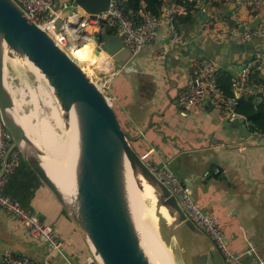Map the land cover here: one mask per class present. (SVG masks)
Returning <instances> with one entry per match:
<instances>
[{
    "label": "crops",
    "instance_id": "obj_1",
    "mask_svg": "<svg viewBox=\"0 0 264 264\" xmlns=\"http://www.w3.org/2000/svg\"><path fill=\"white\" fill-rule=\"evenodd\" d=\"M153 1L162 5V11L178 10L177 18L186 14L181 0L173 7L171 0ZM68 2L57 0L56 5ZM196 6L199 11L191 14L194 22L190 26H175L179 42H170L167 27L161 25L152 44L125 64L109 63V70L102 72L119 122L140 152H149L154 168L167 166L190 188L195 204L220 223L233 256L242 264H264V138L250 134L244 119L222 117L206 97L191 112L177 105L198 58L210 61L216 74L237 77L244 63L261 53L263 38L240 43L233 28L238 24L263 28L264 13L237 8L230 0H199ZM71 12L66 9L64 15ZM249 89V98L255 100L264 93V71L256 73ZM18 169L21 176L16 178L15 172L10 176L5 194L52 226L74 261L85 264L90 250L74 223L49 190L29 176L23 162ZM182 238L193 244L188 232L183 231ZM202 243L199 251L207 256V264H225L210 240ZM8 250L37 261L46 258L44 248L31 244L15 220L0 210V263ZM51 262L65 264L59 258Z\"/></svg>",
    "mask_w": 264,
    "mask_h": 264
},
{
    "label": "water",
    "instance_id": "obj_2",
    "mask_svg": "<svg viewBox=\"0 0 264 264\" xmlns=\"http://www.w3.org/2000/svg\"><path fill=\"white\" fill-rule=\"evenodd\" d=\"M73 4L94 19L106 11L109 0H74ZM92 42L113 66L125 64L132 57L118 33L98 30ZM15 60L24 61L39 76L58 101L64 120L67 116L61 104L69 117L74 139L71 200L64 197L40 166L36 155L42 153L36 152L29 134L9 112V100L13 99L6 69L7 63H16ZM0 116L12 138V149L20 153L74 223L97 264H154L140 241L131 213L123 175L126 161L134 177L139 176L143 186L154 191L156 208L167 214L171 239L186 254L184 264H207V256L199 248L210 239L186 216L171 191L132 149L114 108L80 65L34 24L14 0H0ZM138 185L142 189V184ZM183 231L192 235L193 244L184 241Z\"/></svg>",
    "mask_w": 264,
    "mask_h": 264
},
{
    "label": "built area",
    "instance_id": "obj_3",
    "mask_svg": "<svg viewBox=\"0 0 264 264\" xmlns=\"http://www.w3.org/2000/svg\"><path fill=\"white\" fill-rule=\"evenodd\" d=\"M24 11L25 15L39 28L44 30L54 41V43L71 53V48L75 43L71 42L68 33V22L76 16L73 24H78L81 29L93 32L98 30H108L114 28L119 34L123 45L132 55L138 53L145 46L152 44L155 32L161 25L167 27L170 42H179V36L175 27V19L180 14L175 9H165L159 17L147 12L142 20L135 24L124 12L123 0H109L106 11L96 15L94 19L86 14L79 7H75L74 0L56 5L57 0H14ZM237 8H244L250 12L264 13V0H230ZM72 9L71 15L64 16V10ZM66 18V22H60ZM233 31L239 38L240 43H245L253 38L264 39V27L252 29L246 24H238ZM77 46V45H76ZM161 52V51H160ZM72 57V55L70 54ZM72 59L77 62L73 57ZM78 63V62H77ZM82 68V67H81ZM83 70V69H82ZM264 71V45L261 53L250 57L243 65L240 75L233 77L231 88L232 97H227L218 88L216 74L210 61L205 58H198L191 67V81L179 94L177 98L178 107L184 112L193 111L206 97L210 104L219 110V113L227 120H237L241 118L236 112L238 100L249 98L250 76ZM88 78L105 96L110 106H113L114 98L109 93V86L106 76L100 74L89 75ZM243 120V118H242ZM264 138V133L255 134ZM13 142L6 131L0 116V210L15 220L21 233L34 246L43 247L46 258L37 261L26 256H21L10 251L2 254L0 264H52L51 259L59 258L65 264H78L67 252L66 244L58 237L54 228L42 223L35 216L25 211L19 203L5 194V187L10 176L19 168L22 158L17 150H13ZM149 152L141 156V160L150 168L157 178L171 191L179 206L193 224L203 232L215 245L225 264H242L239 259L233 256L227 248L226 238L220 223L207 215L194 202L190 188L182 183L167 166L154 168L149 162ZM85 264H97L92 256L86 258Z\"/></svg>",
    "mask_w": 264,
    "mask_h": 264
},
{
    "label": "rangeland",
    "instance_id": "obj_4",
    "mask_svg": "<svg viewBox=\"0 0 264 264\" xmlns=\"http://www.w3.org/2000/svg\"><path fill=\"white\" fill-rule=\"evenodd\" d=\"M70 15L71 13H68L66 14V16L65 15L64 16L68 17ZM65 17L60 22V25H63L66 22ZM68 22L71 25V26H68L69 27L68 33L71 36L72 43H75L77 46L78 45L80 46L83 43H85L87 40L92 41V36L94 35L93 31H90L87 29H84V30L81 29L77 23L76 24L72 23L73 19L72 20L69 19ZM93 47H94L95 55H99L98 50L95 49L94 44H93ZM15 62L16 63L14 62L7 63L6 78H7L8 87H9L10 94H11L13 101L16 104L19 103L17 104V107H19L21 104V106L19 107L21 110L17 108V114L18 116H21V117L23 115L25 116L28 115V117H31L30 123L31 125H33L32 127L36 134L35 136L33 134H29V137L34 142L36 152L46 153L48 155H51L50 154L51 149H56L55 147L58 144L62 143L65 133H67L65 124H64L65 120L61 112L60 105L58 101L54 98L52 93L49 91L47 86L44 84V82L41 81L39 76L24 61L15 60ZM80 67H82L83 71H85L86 73L88 74L90 73L89 75L91 74L93 75L94 73L95 75L100 74L101 76H103L104 73L102 71L109 70V68L107 70H95V71L93 70V73H92V67L90 68L88 64H83ZM49 98L51 99L49 100ZM50 104L53 106H51ZM51 112L53 113L56 112V113L53 114ZM33 114L35 116H33ZM57 122H60V123L58 124ZM45 137L47 138L45 139ZM41 138H43L42 141H41ZM51 138L53 139L55 138L53 143H49V141L51 142L53 140V139L51 140ZM42 143L43 145H40ZM22 162H23V167H25V170L28 172L29 176H31L33 180H37L38 182H40L42 186H44L41 183V181L37 179L34 173L28 168L27 164L24 161ZM18 170L19 169H17L14 173L16 178H19L21 176ZM10 188H11V185H10ZM139 192L141 194V203L144 209L145 221H147L146 225L148 226V228L150 229V231L152 232L156 240L160 244H162L163 247L169 252V255L172 258L173 264H184L186 262V258H184L186 257V254H184V252H182V249L171 239V236L168 231L169 218L163 210H159L156 208V196L154 194V191L149 186L144 185L142 189H139Z\"/></svg>",
    "mask_w": 264,
    "mask_h": 264
},
{
    "label": "bare ground",
    "instance_id": "obj_5",
    "mask_svg": "<svg viewBox=\"0 0 264 264\" xmlns=\"http://www.w3.org/2000/svg\"><path fill=\"white\" fill-rule=\"evenodd\" d=\"M76 18L77 17H73L72 19L75 20ZM70 54L78 62V64L80 66H82L83 64H88V66L90 68L92 67V73H93V70L94 71L95 70H107L108 64L110 63V62H108L109 60L106 58V56L104 54H102V53H100L99 55L94 54L93 42L89 41V40H87L85 43H83L80 46L79 45L78 46L73 45L71 48ZM43 92H44V90H43ZM45 95H47V94H45ZM45 95H43V96H45ZM46 99H48V98H46ZM50 99L51 98H49V100ZM49 103H50V101H49ZM17 104H19V103H17ZM17 104L14 101H12L11 99L9 100V112H10V114L13 117L18 119V121L20 122L25 133L33 134L35 136L36 133L32 127L33 125H31V123H30L31 117H28V115L27 116L23 115L22 117L18 116L17 115V108H19L21 106V104L19 107H17ZM61 105H62L63 110L67 116L65 119V123H64L66 126L65 128H66L67 133H65V136L62 140V143L61 144L57 143L58 145L55 147L56 149H51V151L49 149L51 155H48L46 153H42L40 155H36V160L38 161L40 166L46 171V173L50 176V178L54 181V183L58 186L59 190L62 192L64 197L68 200H71L70 198L73 195L72 172L71 171H72V164H73V158H74V139H73V130H72V127L70 124L69 117L67 115V112L65 110L64 105L63 104H61ZM51 106H53V105H51ZM19 110H21V109L19 108ZM28 113H29V111H28ZM51 113H53V112H51ZM55 113H53V114H55ZM30 116H31V114H30ZM33 116H35V115L33 114ZM57 123L59 124L60 122H57ZM36 132H37V130H36ZM46 134H48V133H46ZM47 137H45V139ZM43 138H41V141ZM52 139L53 138H51V140ZM54 140H55V138L51 142L49 141V143H53ZM46 143H47V141H46ZM40 145H43V143ZM123 175H124V185H125L128 201H129V204L131 207V213H132V216H133V219H134V222L136 225V230L138 232L141 243L143 244V246L146 249L150 259L152 260V262L154 264H173L172 258L169 255V252L163 247L162 244H160L156 240V238L154 237V235L152 234V232L150 231V229L146 225L147 221H145L144 209H143V206L141 203V194H140L139 189H138V187H139L138 184L141 183L143 186V183H142V180L139 176L134 177L133 172H132L127 161L124 164Z\"/></svg>",
    "mask_w": 264,
    "mask_h": 264
},
{
    "label": "trees",
    "instance_id": "obj_6",
    "mask_svg": "<svg viewBox=\"0 0 264 264\" xmlns=\"http://www.w3.org/2000/svg\"><path fill=\"white\" fill-rule=\"evenodd\" d=\"M171 1L173 3L172 7L177 4L176 0ZM181 1L186 10V14L176 19L177 21L175 22V26L178 28L180 24L190 26V24L194 22L191 14L194 11H199V7L196 6V1L199 2V0H195L193 2H190L188 0ZM162 9V5H157L153 0H125L124 2V12L128 19H130L135 24H138L147 12L151 13L153 16L159 17L162 13ZM108 32L111 34H115L116 30L110 28L108 29ZM255 77L256 74H252L250 76V81L254 80ZM232 78L233 77L225 73L216 74V83L218 85V88L220 89L222 94L227 97L233 96L231 88ZM236 112L238 116L244 119V122L247 125V130L250 134L255 135L264 133V93L259 94L257 100L253 98H242L238 100ZM128 141L136 154L139 157L143 156L144 152H140L136 141H133V139H131L129 136Z\"/></svg>",
    "mask_w": 264,
    "mask_h": 264
}]
</instances>
